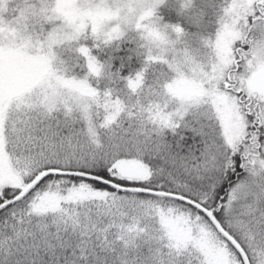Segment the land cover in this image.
Instances as JSON below:
<instances>
[{"label":"snow or ice","instance_id":"snow-or-ice-1","mask_svg":"<svg viewBox=\"0 0 264 264\" xmlns=\"http://www.w3.org/2000/svg\"><path fill=\"white\" fill-rule=\"evenodd\" d=\"M0 264H264V0H0Z\"/></svg>","mask_w":264,"mask_h":264}]
</instances>
